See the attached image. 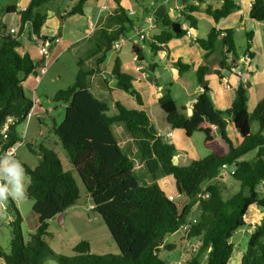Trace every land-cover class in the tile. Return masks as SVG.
<instances>
[{
	"label": "trees",
	"instance_id": "trees-1",
	"mask_svg": "<svg viewBox=\"0 0 264 264\" xmlns=\"http://www.w3.org/2000/svg\"><path fill=\"white\" fill-rule=\"evenodd\" d=\"M52 1L32 0L22 13L21 33L24 24L30 22L29 35L45 34L48 15L42 9ZM69 1H75V4L63 19L86 15L89 0ZM116 1L119 4V0ZM206 1L198 0L199 4H191L189 0H181L185 6L181 16L191 28L198 29L199 19L195 14L200 12ZM239 8L235 0H223L220 8L208 5L205 13L219 23ZM250 17L264 22V0H255ZM158 22L161 32L149 42L154 54L162 45L187 34V29L169 16L158 19ZM134 25L135 21L119 5L98 33L97 53L103 54L100 65L107 61L114 44L126 38ZM21 33L6 36L0 47V147L4 150L24 143L17 128L28 122L35 106L34 101L26 96L24 81L38 71L42 62H34L28 53L21 51ZM235 33L234 30L212 28L206 38L199 39L198 44L206 52L205 59H209L221 44L222 68L231 69L228 56L233 54L234 61L238 59ZM251 35L247 34L248 41L252 39ZM247 45V53L251 55L250 43ZM134 54L137 63L147 61L144 47L135 46ZM83 63L80 62L75 83L54 96L56 102L67 107L63 122L55 125L53 131L84 184L93 210L101 215L120 254L93 255L90 242L85 240L73 248V255L64 256L56 254L46 243L49 222L77 203L80 190L74 174L64 169L58 153L41 145L35 151L40 157L39 166L23 165L30 178L25 196L33 201V211L39 217L38 230L25 242L21 231L22 217L12 197H9L3 206L17 210V217L12 222L10 250L0 246V260L5 264H168L161 255L175 251L177 245L167 243V237L183 232L181 241L193 245L201 242L197 254L188 264H231L235 252L232 239L240 228L246 227L244 216L255 206L264 210V99L250 110V94L240 87L232 107L220 111L210 98V89L205 81L210 68L207 65L199 67L197 82L204 91L197 97L191 116L168 91L160 98L159 104L173 129L182 130L187 138H192L197 132L205 134V146L212 153L205 158H195L188 165H175V157L180 151L159 133L150 114L142 108L144 103L134 87V77L122 71L121 61L116 60L110 76L115 80L116 88L133 96L140 108L130 109L116 101L118 113L112 117L109 116L112 104L92 91L91 78L95 71L87 70ZM156 67L157 64L149 66L151 71ZM180 67L181 72L189 68L181 63ZM9 119H13V123L9 126V138L5 140L2 129ZM230 123L234 124L242 139L239 146L234 144L228 133ZM253 123L259 124L260 132L257 134L252 133ZM117 124L123 125L133 139L137 155L151 177L174 178L179 195L189 199L185 208L180 209L175 201L170 200V195L158 182L147 184L144 181V174L136 170L135 159L121 147L112 130V126ZM215 133L227 143V154H223L215 143ZM251 153L256 154L249 160ZM227 167H232L230 176L240 185L232 197L226 196V185L223 184L222 174ZM196 207L198 212L191 217L195 220H191L189 215ZM239 264H264V220L256 224L247 236V251Z\"/></svg>",
	"mask_w": 264,
	"mask_h": 264
},
{
	"label": "rangeland",
	"instance_id": "rangeland-1",
	"mask_svg": "<svg viewBox=\"0 0 264 264\" xmlns=\"http://www.w3.org/2000/svg\"><path fill=\"white\" fill-rule=\"evenodd\" d=\"M61 1L62 0H53L50 4H48L50 6H46L47 8L52 6L56 8V6L61 3ZM164 1L165 0H132V7L134 8L137 14L134 17L131 16L132 20H136L139 16L144 15L147 10L148 12H150L147 16H154V10L157 8V5L163 3ZM64 4H61L62 8ZM91 7L92 11L98 13L97 9H94L93 6ZM166 7L168 10L170 9V5H167ZM102 21H100L99 24H101ZM180 21L184 24L183 19H181ZM106 23L107 19H105V21L101 24L100 30L106 26ZM200 24L203 27L197 29L196 32H198L202 36V38H205L204 32L208 24L205 20H200ZM87 29V16L77 15L66 18V25L63 28L62 37L64 41H69L71 43L74 42L75 45L71 49H67L66 51H64L59 56L57 55L58 57H55V54L52 55V60L49 63L50 65L48 66L46 74L39 75L41 76V80L36 85L33 91L24 88L26 96L29 99L31 98L33 100L35 96L38 98L40 102L39 106H41L45 110V112L34 116L29 121L28 125L26 122L18 126L17 128L19 135L24 140V143L20 148L17 149V155L15 159H17L22 166L28 165L31 168L38 167L40 163V157L37 153H35V151L39 150V146L45 145L58 153L64 165V169L66 171H71L77 181L80 190L79 200L73 207L69 208L64 213V215H60L49 222L48 235L45 237V241L52 249V251H54L58 255L64 256L73 255V248L80 241L85 240L90 242L91 253L93 255L101 256L108 254H120V250L117 244L115 243L108 227L104 223L101 215L93 210L92 200L89 194L87 193L84 184L82 183L78 173L72 166L67 152L65 151L61 142L53 131L55 125L58 126L63 122L67 107V105L62 102H56L54 100V96L61 90H67L75 83L77 74L80 69L81 61H84L83 66L87 70L97 71L98 66H100L99 62L102 59L103 54L97 53L96 46L98 44V35L100 34V30H96L95 33L90 36V39L89 35L87 34ZM143 29H145L143 33L147 37L146 41H140V38L137 33L131 30V32L126 35L127 42L123 44V48L121 50L111 49L109 51L107 61L105 62V65L108 68V72L105 73L108 83H106L107 80L103 78L102 75L99 76L97 74L95 78L93 76L91 78V80L94 81L93 84L95 83L96 85H101V90L105 91L104 93H102L104 95L102 97H105V100L109 101L112 104V109L109 113V116L111 117L118 113L115 107V102L120 101L123 98V104L126 105L128 108H137V101L133 96L121 91L117 92L118 96L116 92L112 93V91L116 90L117 88L115 85V80L110 76L112 73L111 66H113V63L117 60V57H120L123 62H125V60L132 61V47L135 42L139 43L141 47H144L147 51L148 58L145 62L146 70H150V63H158L157 70L155 73H152L151 78H155V82L157 83L158 87L163 86L166 89L172 90L171 94L178 101L180 106L186 105L193 96H196L198 94L196 86L197 76L192 72H189L188 74L190 83H177L174 85V87L171 86L173 85L174 80L171 69H169V67L166 68V65L157 56H155L154 53L151 52V49L149 47V42L151 41L154 35L158 34V30H155L156 28L151 30L146 25L143 26ZM27 37H30V35L28 34ZM235 41L238 53L242 55L243 52H245L247 49L246 31H236ZM1 45L2 41H0V47ZM221 51L222 46L221 44H218L217 49L215 53L211 56L210 60L213 62V60L215 59H221L223 53ZM32 56L34 57L35 55ZM109 82H113L111 84L113 89H109ZM165 90L164 92H166ZM99 92L100 88H97L95 94L98 95ZM255 98L259 102L264 98V86L257 88ZM254 100V98H252V100L250 98V109L254 107ZM157 125V128H159V130H164V121L158 119ZM112 130L116 133L121 147L127 150L130 155L135 159L136 170L139 173L144 174V181L147 184H153L155 182H158L167 193L173 195L174 201L180 206V209L185 208L186 205L189 203V199L186 196L179 195L175 186L174 178L171 176L164 178L162 177L159 179H154L153 177H151V175L146 172L145 163L137 155L136 145L134 144L133 139L131 138L129 133L125 130L124 126L120 124L113 125ZM230 132L231 139L235 143H240V136H237L232 129H230ZM259 132V124L253 123L252 133L257 134ZM215 136V142L218 144L221 152L225 154L229 150L227 143L222 140L219 134L215 133ZM205 138V134L201 132H197L193 135L190 141V146L192 148V152L190 153V155L184 154L182 150H180L179 146H177L179 148L180 153H183L182 156L178 157L177 155L175 157V161L178 162L177 164L188 165L195 158H205L209 156L212 153V150L205 146ZM178 142H180L179 145H184L183 141L178 140ZM255 154L256 153H251L248 159L252 160ZM231 171L232 167H227L225 173L222 174L223 184L226 185L227 197H232L235 193H237L240 188L239 183L232 180L230 176ZM26 176L28 178L25 183V187L27 190L28 185L30 183V178L27 174ZM13 201L15 202L16 209L22 217L21 231L24 240L25 242H28L30 235L35 234L38 230L39 217L33 211L32 200L25 198L23 200L13 199ZM17 210L13 208L6 209L4 206H0V212L2 213L0 216V246L6 251L10 250V243L14 229V225L12 224V222L17 217ZM197 212L198 208L196 207L194 208L193 212L189 215L190 218L192 216H196ZM192 219L195 220V217L191 218V220ZM260 223H262V221ZM254 229L255 228H252V231ZM248 232L250 231L247 230V233ZM182 236L183 232L167 237V243L177 245L175 251H166L163 252L161 255V257L166 260L168 264H188L197 254L199 249H196V247L193 246L192 243H190L188 247L182 248ZM232 242L235 245V252L230 263L239 264L238 261L242 257V254H245L247 251V236L245 235L244 228H240V230L234 235ZM193 250L194 253H192ZM181 252L182 256L181 258H178ZM0 264H5V262L3 260H0ZM50 264L56 263L50 262Z\"/></svg>",
	"mask_w": 264,
	"mask_h": 264
},
{
	"label": "crops",
	"instance_id": "crops-1",
	"mask_svg": "<svg viewBox=\"0 0 264 264\" xmlns=\"http://www.w3.org/2000/svg\"><path fill=\"white\" fill-rule=\"evenodd\" d=\"M189 1L191 4H199L198 0H195V1L189 0ZM235 1L237 2L240 8L236 10L228 19H225L219 23H216L210 16H208L205 13V10L208 7V5H212L213 8L215 9L220 8L223 4V0H217V1L215 0V2L214 0H207L201 6L200 12L195 14V16L199 19L198 29H200V27H203L200 24V20H205L208 24L204 32L205 38L208 36L212 28H217L221 30H234L235 32L236 31L237 32L246 31V35L248 33L252 34L251 35L252 39L250 41L247 40V44L250 43V46H251L250 47L251 55L249 53L250 62L248 65V73H249L248 76L250 77V86L247 90L250 94L251 100L252 98L255 99L254 100V107H255V105L259 103V101L256 100L255 98L256 90L258 87L264 86V22H258L250 17V11L252 9L250 7V4L254 3L255 0H235ZM31 2L32 0H0V5H1L0 6V41H3V39L6 36H8L7 34H9L10 29L20 28V24H21L20 9L24 7H28L31 4ZM61 4H64L63 8L61 7ZM74 4H75V1L62 0L61 3L58 6H56V8L53 6L47 8V6H45L42 9V12L48 15V21L44 28L45 34L44 33L42 34L48 37L60 39V41L56 43L52 49V54H55V57H58L64 51H66L67 49H71L75 45L74 42L71 43L69 41L68 42L64 41L62 37L63 28L66 25V18H68L66 17L65 19H63L62 17L63 15H66L67 11H69L73 7ZM103 5H106L108 7V10L104 12L103 16L101 17L100 21L103 20L102 23L105 21V19H108L107 17L114 15L116 13L119 5H121L128 12L129 16H131L130 11L135 12V15H133V17L137 15L136 11L132 7V0H119V4L116 0H89L88 8L86 9V15H85L88 17V27L90 23H95L97 21V15ZM167 5H170L169 10L166 7ZM91 6H93L94 9H97L98 13H96L95 11H92ZM184 9H185V6L182 4L181 0H165L163 3L157 5V8L154 10V17L157 19V22H158V19H162L164 16H169L173 21L180 22L183 28L192 29L193 30L192 32L194 33V35L197 36L198 39H201L202 36L198 32H196L197 29L191 28L189 24L185 21H184V24L180 21L181 19H183L181 16V12ZM149 13L150 12H148L147 10L144 15L139 16L136 20L134 19L135 25H134L133 31L136 32L137 35H138V32L140 31L143 32L145 30L143 29L144 25H146L149 28L148 24L145 21ZM101 24L97 26L96 28L97 31L98 29L100 30ZM155 30H158V33L161 32L159 22L157 23V28ZM88 31H89V28L87 29V34H88ZM27 36H28L27 32L23 31L21 33L20 41L23 44V48L21 51L23 53H28L34 62L39 63L41 62V56L39 55L38 47L33 42V40ZM135 46L141 47V45L137 42L133 44L132 61L125 60V62H123L120 57L116 58V59H119L122 63V71L134 77V81H133L134 87L141 94L142 100L144 103L142 108L145 109L150 114L155 126L156 127L158 126L157 125L158 119H161L162 121L165 122L164 130H159V128H157L159 133L165 137L166 133L172 132L173 138L170 142L174 143L176 146H179L180 150H182L184 154L190 155V151L192 150L190 146V141L192 138H187L185 133L182 130L173 129L167 123L166 114L164 113V111L162 110L159 104L160 98L165 93H167V91L170 92L171 94L172 90L166 89L163 86L158 87L157 83L155 82V78L154 79L151 78L152 73H155L157 70L158 63H150V64H157V67L154 71H151V70L148 71L146 70L145 62L141 64L136 62V58L134 54ZM247 48H248V45H247ZM221 52H223V49ZM205 53L206 52L202 49V47L198 43H193L190 37L185 36L183 38L174 39L171 42L162 45L160 51L156 53L155 56H157L166 65V68L169 67V69H171L173 73V79H174L173 85H171L172 87H174V85L177 83H183V84L190 83V79L188 77L189 72H192L196 74L197 76V71L199 67H201L202 65H207L210 68V70H209V73L205 77V81L207 82V85L210 89L209 96L212 99L216 109L220 111L227 110L232 107V104L234 102L235 95H236L234 90L238 84V80L230 68H222L221 61L223 60V53H222L221 59H215L213 60V62L210 60L211 57L207 60L205 59ZM246 53H247V49L245 52H243L242 55L238 53L237 61H240ZM32 55H35V56L33 57ZM232 56L235 59V56L234 55ZM230 60H231V56L229 55L228 62H230ZM115 62L113 63V66H111L112 70L115 65ZM180 63L189 66V68L188 69L185 68L181 72ZM138 67H140L142 70L137 71ZM107 72H108V68L105 65V63L101 64L100 66H98L97 71H95L93 77L95 78L98 74L99 76L102 75L103 78L106 79L105 73ZM39 81L40 80H38L36 76L32 74L25 79L24 88L33 91L36 85L39 83ZM91 81H92L91 82L92 91L96 93V89L100 88V92L99 94L97 93L98 94L97 96L101 98H105V97H102L104 96L102 93H104L105 91L101 90L102 88L101 85L99 86L98 84L97 85L95 83L93 84L94 81L93 80ZM106 83H108V80ZM112 83L113 82H109V89H113V87L111 86ZM196 86H197L198 94L196 96H193L186 105H183L187 108L186 113L189 116H191L193 113V107L195 104L194 102L197 101L196 97L199 96L202 92L201 90H199L200 85L198 84V82L196 83ZM164 90L166 92H164ZM120 91L121 90L116 89V90H113L112 93L116 92L118 96L117 92H120ZM34 96H35V92H34ZM33 101L35 103V106L32 111V116L27 122V125L34 116L45 112V110L41 106H39L40 102L36 96L34 97ZM120 102L123 103L124 98L120 100ZM254 107L250 110H253ZM139 108L140 107L137 104V108H134V109H139ZM230 129H232L237 136H240L239 132L236 130L233 123H230L227 128L229 135L231 134ZM215 139H216V136H215ZM178 140L183 141L184 145H179L180 142H178ZM240 143L234 142L236 146H239ZM186 150H188V153ZM227 153L228 151L225 154ZM182 154L179 153L178 157L182 156ZM169 195L173 196L171 194ZM247 217H248V220H247L248 222L246 221V227L244 228V232L246 236L252 233V228L255 227L256 224H259L261 221L264 220V210H262L261 208L257 206L252 207L249 213L247 214ZM247 230H249L250 232L247 233ZM181 243H183L182 248L188 247L190 244L189 242L185 244V242L183 241H181ZM192 253H194V250L192 251ZM181 256H182V252L178 258H181ZM240 260L241 258L239 259L238 263H240Z\"/></svg>",
	"mask_w": 264,
	"mask_h": 264
},
{
	"label": "built area",
	"instance_id": "built-area-1",
	"mask_svg": "<svg viewBox=\"0 0 264 264\" xmlns=\"http://www.w3.org/2000/svg\"><path fill=\"white\" fill-rule=\"evenodd\" d=\"M254 6V3L250 4V7L252 8ZM28 7H24L20 9V18H21V24H20V28H12L9 30V34L7 35H13V36H17L21 33V26H22V13L25 12L27 10ZM108 10V7L106 5H103L97 15V21L95 23H90L89 25V31H88V35L91 36L97 26L99 25V22L101 20V17L103 16V13L106 12ZM130 15L133 16L135 15V12L130 11ZM146 23L148 24L150 29H155L157 28V19L154 16H148L145 19ZM31 27V23L27 22L24 24V32H27L29 34V30ZM192 29H187V37H190L193 43H198L199 39L197 36L194 35V33L192 32ZM140 41H146L147 37L146 35L140 31L138 32ZM222 36H224V34H222ZM46 35L43 34H36V33H32V35H30V38L33 40V42L37 45L38 47V51H39V55L41 56V66L38 70V74L36 76V78L38 80H41V76H39L40 74L44 75L46 74L47 70H48V66L50 65L49 63L52 60V49L54 47V45L56 43H58L60 41L59 38H45ZM126 43V38H122L120 40H118L115 44H114V49L116 50H120L123 46V44ZM233 54H231V60L230 63L232 64V68L231 71L234 73V75L236 76L237 80H238V84L235 88V93L240 89V87H243L245 89H248L250 86V77L248 76V65L250 62V55L249 53H246L243 58L240 61H234V58L232 57ZM142 69L140 67L137 68V71H141ZM199 90H201L202 92L204 91V89L202 88V86H200ZM201 92V93H202ZM197 101H195L194 103H196ZM33 111V110H32ZM32 116V112L29 114L28 116V120L31 118ZM13 123V119H9L8 122L4 125L3 129H2V133L4 135V139L7 140L9 138V126L10 124ZM165 138L168 141H171L173 138V133L172 132H168L165 135ZM23 145V143H17L14 146L9 147L8 149L4 150L2 148V146L0 147V158H3L4 156H8L9 158H16L17 155V149L20 148ZM234 173V172H233ZM2 182V181H0ZM170 200L174 201V197L173 196H169ZM1 212H0V216H1ZM244 220H247V215L244 216ZM255 228V227H253ZM187 228H185L184 230H186ZM201 242L198 241L195 245L196 248H198V246H200Z\"/></svg>",
	"mask_w": 264,
	"mask_h": 264
},
{
	"label": "clouds",
	"instance_id": "clouds-1",
	"mask_svg": "<svg viewBox=\"0 0 264 264\" xmlns=\"http://www.w3.org/2000/svg\"><path fill=\"white\" fill-rule=\"evenodd\" d=\"M27 179L25 170L17 159L8 156L0 158V206H3L9 197L25 199Z\"/></svg>",
	"mask_w": 264,
	"mask_h": 264
},
{
	"label": "water",
	"instance_id": "water-1",
	"mask_svg": "<svg viewBox=\"0 0 264 264\" xmlns=\"http://www.w3.org/2000/svg\"><path fill=\"white\" fill-rule=\"evenodd\" d=\"M37 74H38V71H35L33 75L37 76ZM177 163H178V162L175 161V165H177ZM62 215H64V214H62ZM62 215H61V216H62Z\"/></svg>",
	"mask_w": 264,
	"mask_h": 264
}]
</instances>
